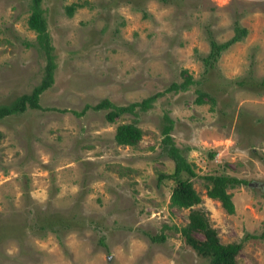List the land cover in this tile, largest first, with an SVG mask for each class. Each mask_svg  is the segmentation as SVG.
Returning a JSON list of instances; mask_svg holds the SVG:
<instances>
[{
	"label": "rangeland",
	"instance_id": "rangeland-1",
	"mask_svg": "<svg viewBox=\"0 0 264 264\" xmlns=\"http://www.w3.org/2000/svg\"><path fill=\"white\" fill-rule=\"evenodd\" d=\"M29 2L0 0V103L29 92L43 74ZM71 2L81 6L68 15ZM41 7L53 81L39 107L0 118V264H209L180 234L189 208L169 203L175 180L160 177L173 168L161 148L163 113L195 172L181 174L201 197L193 207L205 210L220 241H241L238 264H264V0ZM235 20L246 34L206 66L209 38L230 37ZM187 75L185 85L169 87ZM198 91L209 97L195 102ZM151 94L147 108L112 121L107 107H92ZM120 122L141 128L134 145L114 140ZM208 173L245 179L228 188L233 212L206 195ZM58 216L67 225L59 236L39 228ZM158 233L162 240L150 239Z\"/></svg>",
	"mask_w": 264,
	"mask_h": 264
},
{
	"label": "trees",
	"instance_id": "trees-1",
	"mask_svg": "<svg viewBox=\"0 0 264 264\" xmlns=\"http://www.w3.org/2000/svg\"><path fill=\"white\" fill-rule=\"evenodd\" d=\"M77 6H81V4L78 2L66 4V13L71 15ZM29 9L30 12L26 21L28 27L35 31V45L41 49L45 58L43 74L29 92H23L6 103H0V118L21 112L26 107H39L38 100L40 93L53 81V47L50 43L46 28L41 0H30ZM246 32V27L239 25L235 20L233 24V33L230 37L223 41H217L210 37L209 50L201 57L203 63L206 66L212 65L213 61L217 59L222 50L226 49L233 42L240 40ZM188 81H190V77L187 75L180 84L172 82L169 87L176 88L179 85H185ZM155 95L156 94H151L142 98L140 101H132L122 105H116L109 99L103 98L93 104L92 107H107L108 110L105 112V118L112 121L122 112L133 111L135 106L147 108ZM205 95L209 97L207 93L198 91L194 99L195 102H202L203 96ZM163 118L161 148L163 152L172 159L173 168L169 173H161L160 177H170L175 180L170 192L169 203L176 207L189 208L187 221L178 228L180 234L183 236L185 242L198 254L208 258L209 264H238L235 256L241 247V241H220L216 229L210 224L205 210L200 207H193V205L200 202L201 197L193 187L191 180L187 176H181V174L194 175L195 172L192 164L186 159L184 150L176 146L173 142L170 134L171 118L167 113H163ZM141 134L142 130L135 122H120L115 127L113 138L119 144L134 145L140 139ZM212 155L213 151L210 152V156ZM202 177L205 179L206 195L217 199L228 213L233 212L234 205L231 198L232 194L228 191V188L246 182L245 179L227 173H208L203 174ZM45 220H47V222L39 228L55 231L58 236L61 230L67 229V225L61 223L62 219L60 216H58L57 219L60 223L56 222V218L53 220ZM56 224H59V226L56 227ZM196 233L201 234V236H197ZM149 237L151 240H162L164 235L162 233L150 234Z\"/></svg>",
	"mask_w": 264,
	"mask_h": 264
}]
</instances>
